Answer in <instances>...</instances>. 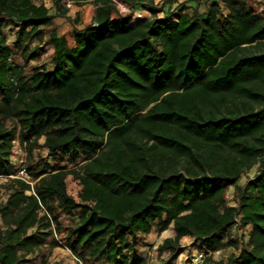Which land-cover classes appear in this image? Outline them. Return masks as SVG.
<instances>
[{"label": "trees", "instance_id": "trees-1", "mask_svg": "<svg viewBox=\"0 0 264 264\" xmlns=\"http://www.w3.org/2000/svg\"><path fill=\"white\" fill-rule=\"evenodd\" d=\"M121 1L129 13L112 0H0V264H49L56 248L79 264H148L143 237L172 225L164 264L184 237L204 264H264V8ZM64 2L96 7L72 44L56 22ZM226 248L238 255L215 261Z\"/></svg>", "mask_w": 264, "mask_h": 264}, {"label": "rangeland", "instance_id": "rangeland-1", "mask_svg": "<svg viewBox=\"0 0 264 264\" xmlns=\"http://www.w3.org/2000/svg\"><path fill=\"white\" fill-rule=\"evenodd\" d=\"M156 1H158V4H161V2L164 1V0H156ZM36 2L37 3H41L42 0H36ZM204 2H206V0H201V4H200L201 7L204 6ZM45 3L48 4V7L51 9L52 13H54V11H53L54 10V7L51 6L52 3L46 2V1H45ZM69 3L64 2L63 5H67ZM258 7H259L260 10L264 8V0L259 2ZM142 13H143V18H147L149 16V12H147V11H144ZM149 18H150V16H149ZM138 20H140V19H138L137 16L134 15L131 22L132 23H135ZM175 23H176V19L172 21V24H175ZM62 28L63 27H61V26L58 25V31L60 33H61L60 30ZM7 33L10 36V39H11L12 38L11 35L13 34V29L11 27H8L7 28ZM66 35L68 37L69 42L72 44L73 43L72 30L66 31ZM48 55H49V51H48ZM47 59H48V56H45V60H47ZM41 143H43V141H41ZM39 153H41V155L44 158L47 156V151L46 150L37 149L35 151V155L37 156V154H39ZM17 154H18V156L15 155L13 157L14 158V161L16 163L18 162V157H19L20 152H18ZM48 162H49L50 166H53V163H52L51 160H49ZM61 166L64 167V168H67V169L74 168V165L73 164H69L67 161L63 162L61 164ZM256 173H257V168H254L247 175H245V176H243L241 178L239 184L240 185H244L245 182L247 181V179L250 178V177L255 176ZM67 184H68V191L72 195L77 196V192L79 190V183L72 176H70L68 178V180H67ZM233 191H234V188L231 190V192H233ZM3 194H4V196L6 195V192L4 190H3ZM228 198H230V200H231V198H232V194L231 193L229 194V197ZM230 204H233V202H231ZM64 221H67V219H64ZM169 231L175 235V231H174L173 225L170 226ZM145 238L146 237H143V239H142L141 251L144 252V251H147V248L149 249V251H147L148 253H147V257H146L148 264H164V263H166L167 262L166 260H168V257H166L165 255H163L160 258V256L158 255V252H159L158 251V246H155V245L153 246V244H146L144 242ZM185 242L186 243H184V245L186 247H184L182 249L181 254L178 255L175 259L171 260L169 262V264H191V262L194 259V256L196 254L200 253L198 251V247H196L194 245V240L193 239H191V240L186 239ZM153 249H156V251H157V255L154 258L150 255L152 253V250ZM237 255H238V251L236 249H234V248H226L225 250H221L219 252L214 253L213 254V259L215 261H222L223 260L226 263V262H228L229 258L236 257ZM47 260H48L49 264H55V263H60V264H79L72 257V255L66 249H64V248H56V249H49V250H47Z\"/></svg>", "mask_w": 264, "mask_h": 264}, {"label": "crops", "instance_id": "crops-1", "mask_svg": "<svg viewBox=\"0 0 264 264\" xmlns=\"http://www.w3.org/2000/svg\"><path fill=\"white\" fill-rule=\"evenodd\" d=\"M178 1H179V3H185L186 6H188L190 11L196 10V9H199L202 11L204 10L203 9L204 6L203 7L200 6L201 0H178ZM46 2L52 3L51 1H46ZM154 2H155V5H159L158 1L154 0ZM45 4L48 7V4L47 3H45ZM205 4H206V2H204V5ZM51 6H53V3ZM63 7L67 9V14L65 17H62V15H59L56 19V22L59 26L63 27L60 31L62 34H65V35H66V31H68V30H72V32H73L74 29H83L84 27L90 25L93 21L94 16H95L96 7L92 3H85L82 6H78V5L70 2L69 4L64 5ZM53 11H54L53 14L58 13L56 8H54ZM149 16L151 17L150 13H149ZM149 16L147 18H149ZM163 17H164V14L160 13L159 18H163ZM112 19L120 20V15H118L117 13H112ZM168 238H175V235L173 233H171L169 231V229L167 231H164L163 233H158L154 229V230H152V232L148 236H146L144 242L146 244H153V246L154 245L159 246V245L163 244V242ZM186 239L191 240L193 238L184 237L181 240L182 248L186 247L184 245V243H186L185 242ZM147 251H149L148 248H147ZM147 251L142 252V255L145 258L147 257V253H148Z\"/></svg>", "mask_w": 264, "mask_h": 264}, {"label": "built area", "instance_id": "built-area-1", "mask_svg": "<svg viewBox=\"0 0 264 264\" xmlns=\"http://www.w3.org/2000/svg\"><path fill=\"white\" fill-rule=\"evenodd\" d=\"M112 1L115 4L119 13L124 14V13H129L131 11L130 8L126 4H124L121 0H112ZM258 1L260 2L263 0H258ZM135 15L137 16L138 19L143 18L142 12H136ZM14 144L16 146V151L20 152V155L18 157L19 170L16 177L21 178L22 180L27 182L28 177L26 174V154L23 152L22 147L18 141H15ZM2 179L7 180V178L4 177H2ZM150 255L154 258L157 255L156 249H153ZM208 256L209 255L200 252L194 256V259L191 262V264H204Z\"/></svg>", "mask_w": 264, "mask_h": 264}]
</instances>
